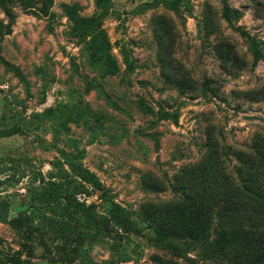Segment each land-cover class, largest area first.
Instances as JSON below:
<instances>
[{
  "label": "rangeland",
  "instance_id": "374dc122",
  "mask_svg": "<svg viewBox=\"0 0 264 264\" xmlns=\"http://www.w3.org/2000/svg\"><path fill=\"white\" fill-rule=\"evenodd\" d=\"M261 139L264 0H0V264H227L172 228L264 192Z\"/></svg>",
  "mask_w": 264,
  "mask_h": 264
},
{
  "label": "trees",
  "instance_id": "16d2710c",
  "mask_svg": "<svg viewBox=\"0 0 264 264\" xmlns=\"http://www.w3.org/2000/svg\"><path fill=\"white\" fill-rule=\"evenodd\" d=\"M257 143L258 145H256L253 149H256L254 152L255 155L260 157V151H263L264 155V140L261 139ZM241 170L242 168L239 170V173ZM251 177L252 171H247L245 176L241 175V181L239 183H235L227 175H225L224 178L231 181L234 187L232 194H227L228 198L233 196L232 201H227L222 197L216 198V200L212 202L213 204L209 206L202 229L194 226L192 222H188L176 225L172 228L174 235L184 236L182 237L183 239L189 238L194 241L201 240V242H207L210 240L211 230H215L218 236V241L223 244L224 262L227 264H252L250 262L251 259L245 260L246 257L239 255L236 250H232V248H234V241L231 238L233 232H245L251 230L252 227L243 218V214L246 211L256 209L258 212H262L264 204L258 202V200L264 199V192H261L260 189H257L252 184ZM89 182H91L96 188H100L101 186L93 175H91V180H89ZM246 196L249 197V199H245ZM158 209V216L162 215V212H159ZM160 241L161 240H158V242Z\"/></svg>",
  "mask_w": 264,
  "mask_h": 264
}]
</instances>
